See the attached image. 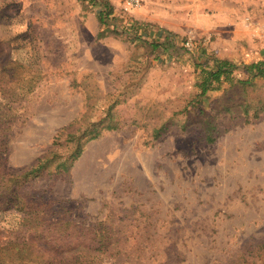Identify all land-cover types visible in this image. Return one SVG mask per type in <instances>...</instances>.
I'll return each instance as SVG.
<instances>
[{
    "label": "rangeland",
    "instance_id": "obj_1",
    "mask_svg": "<svg viewBox=\"0 0 264 264\" xmlns=\"http://www.w3.org/2000/svg\"><path fill=\"white\" fill-rule=\"evenodd\" d=\"M102 1L119 27L170 32L187 54L154 62L145 42L103 34L82 0H0V59L23 68L0 88L4 169L53 166L20 193L108 229L96 264H264V80L199 100L192 59L264 61V0ZM19 216L0 212V240L26 231Z\"/></svg>",
    "mask_w": 264,
    "mask_h": 264
},
{
    "label": "trees",
    "instance_id": "obj_2",
    "mask_svg": "<svg viewBox=\"0 0 264 264\" xmlns=\"http://www.w3.org/2000/svg\"><path fill=\"white\" fill-rule=\"evenodd\" d=\"M82 1L100 8L99 22L105 28L103 34L108 31L117 37L126 36L131 42L137 40L145 42L156 55L154 62L163 63L166 56L171 58V56L180 57L187 54L188 49L185 46L179 47L181 40L178 36L162 31L165 37L159 42L154 39L155 33L150 25L131 22L119 27L114 21L113 7L109 2ZM145 37L148 39L144 40ZM192 59L195 65L194 70L199 73L197 82L199 100H203L209 92L219 89L225 83L247 86L257 79L264 80V61L238 66L230 61L210 57L205 50L192 53ZM21 69L23 68L18 62L8 57L0 59V88L3 79L19 83L17 76ZM5 117L6 114L1 112V132L4 130L2 122ZM106 127L108 130L117 129L114 124H108ZM100 132L101 130H94V135L84 143L99 137ZM207 137L209 142L214 141L212 134ZM81 152L82 144L79 141L70 159L73 161L78 159ZM4 161L6 162V159L0 152V212H17L20 215L18 217L21 221L20 225L27 229L14 238L0 240V261L7 260L10 264H96L98 255L105 253L103 251L110 248L112 244L113 237L108 229L103 232L94 231L93 228L84 227L66 217L54 218L49 202L42 204L48 207L45 209L39 202L32 198L27 199L20 193L22 186L42 177L45 172H50L53 166L39 160L32 168L17 174L8 172L6 167L4 169ZM70 167V164L63 162L57 164L54 170L56 174H60L68 172ZM53 203L56 204L55 201Z\"/></svg>",
    "mask_w": 264,
    "mask_h": 264
},
{
    "label": "built area",
    "instance_id": "obj_3",
    "mask_svg": "<svg viewBox=\"0 0 264 264\" xmlns=\"http://www.w3.org/2000/svg\"><path fill=\"white\" fill-rule=\"evenodd\" d=\"M137 3L138 2V0H132V3ZM187 46L190 48V45L189 44H187Z\"/></svg>",
    "mask_w": 264,
    "mask_h": 264
}]
</instances>
